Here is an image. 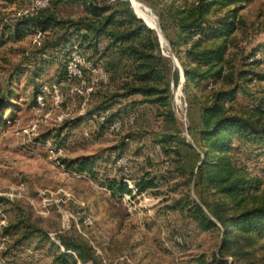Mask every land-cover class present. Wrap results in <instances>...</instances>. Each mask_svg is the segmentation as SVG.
Instances as JSON below:
<instances>
[{
  "label": "rangeland",
  "instance_id": "1",
  "mask_svg": "<svg viewBox=\"0 0 264 264\" xmlns=\"http://www.w3.org/2000/svg\"><path fill=\"white\" fill-rule=\"evenodd\" d=\"M42 2L0 0V20L13 24L42 7ZM134 2L141 17L158 28L148 8ZM240 14L243 26L228 42L234 78L249 63L250 50L264 42V0H251ZM60 16L76 19L81 9L62 7ZM51 38L32 35L19 42H0V87L8 91L12 105L3 113L10 123L0 127V264H55L58 251L45 237L21 240V220L46 233L57 246L59 236L84 241L97 264H118L121 259L130 261L123 264L210 261L220 248L219 231L202 232L186 216L169 209L185 192L188 180L187 174L177 171L178 157L165 155L159 144L161 137L175 134L176 129L178 138L188 136L187 105L180 88L174 89L172 109L178 123L173 128L164 122L161 109L141 103L138 96L114 98L113 87L100 85L88 71L81 79L59 82L60 63L33 61ZM83 56L94 61L89 53ZM255 70L264 72V64ZM210 84L194 91L199 103H207L212 91L226 87ZM40 86L51 93L42 105L33 104L35 88ZM255 86L264 88V82ZM250 102L241 91L233 112H243ZM100 106L110 108L99 114ZM127 107V112L115 113ZM113 114L123 122L117 132L101 126V118ZM131 116L134 120L129 123ZM235 157L250 176L260 179L258 197L264 195V146L240 145ZM121 159L125 166L119 163ZM78 160L94 161L96 180L66 167ZM145 172L156 177L158 189L138 195L133 181ZM105 178L123 179L132 195L111 196L103 185ZM224 252L228 264H264V239L254 243L239 239Z\"/></svg>",
  "mask_w": 264,
  "mask_h": 264
},
{
  "label": "trees",
  "instance_id": "2",
  "mask_svg": "<svg viewBox=\"0 0 264 264\" xmlns=\"http://www.w3.org/2000/svg\"><path fill=\"white\" fill-rule=\"evenodd\" d=\"M137 1L154 16L163 37L161 45L155 30L144 23L134 7L135 14L127 0H48L45 7L21 16L13 24L0 20V42H19L37 33L53 35L33 61L60 63L59 82L74 80L68 78L66 58L76 45L81 54L89 53L94 59L91 63L86 60L92 69L106 74L107 82L99 84L113 87L114 98L140 97L141 103L161 109L164 122L173 128L178 122L172 102L174 89L179 87L187 105L188 136L178 138L176 129L175 134L161 137L159 144L165 155L178 157L177 171L187 174L188 180L185 192L169 209L186 216L202 232L219 231L220 248L210 261L200 260L201 264H228L224 251L231 244L239 239L245 243L264 239V195L258 197L261 181L250 176L235 157L240 145L264 146V88L255 86L264 82V72L255 70L264 64V42L250 50L249 63L236 78L227 56L228 42L243 26L240 13L251 0ZM67 6L79 7L81 16L61 17V8ZM47 48L52 51L47 53ZM85 71L91 73L83 69V75ZM210 83L226 87L212 91L207 103H199L194 91ZM40 87L35 88L33 104ZM241 91L250 97V106L243 112H233ZM8 96V91L0 87V127L11 121L3 114L12 108ZM109 108L100 106L102 112L98 113L105 114ZM117 120L116 114L103 116L101 126L113 132L112 124ZM66 167L97 179L94 161L78 160ZM103 185L111 196L133 192L123 179L105 178ZM133 187L141 195L157 190L158 184L156 177L145 172L133 181ZM20 225L22 241L42 235L58 251L53 258L55 264H97L84 241L59 236L57 246L27 221L21 220Z\"/></svg>",
  "mask_w": 264,
  "mask_h": 264
},
{
  "label": "built area",
  "instance_id": "3",
  "mask_svg": "<svg viewBox=\"0 0 264 264\" xmlns=\"http://www.w3.org/2000/svg\"><path fill=\"white\" fill-rule=\"evenodd\" d=\"M48 0H43L42 7H45ZM40 7V8H42ZM35 36L41 37L40 33H37ZM83 69L90 70L91 74H94L96 76V81L98 82H107V76L101 69H92L90 67V64L86 61L85 57L81 54V51L76 45L72 46V49L70 50L67 58H66V71L69 79L78 80L81 79L83 74ZM51 93L50 89L46 86L41 87L40 93L36 97V102L38 105H42L44 98L46 95H49ZM134 120V116H131L128 120L129 123H132ZM123 122L120 120H117L113 122L112 124V130L117 132L121 129ZM119 163H121L123 166L126 165L124 159L119 160ZM177 242H181L179 238L175 239ZM124 262H130L128 259L124 260L121 259L118 264H123ZM117 264V263H115Z\"/></svg>",
  "mask_w": 264,
  "mask_h": 264
},
{
  "label": "water",
  "instance_id": "4",
  "mask_svg": "<svg viewBox=\"0 0 264 264\" xmlns=\"http://www.w3.org/2000/svg\"><path fill=\"white\" fill-rule=\"evenodd\" d=\"M127 1L130 2L131 7L133 8L135 14H137L136 10L134 9L133 2H132L131 0H127ZM147 11L150 12V9H147ZM137 15H138V14H137ZM140 18H141V17H140ZM141 19L144 21V23H145L150 29L155 30V32H156V34H157V36H158V38H159L160 45H161V44H162V40L160 39V36H162V34H161L160 29H159V28L156 29L155 25H152V26H151L150 24H148V22H147L144 18H141ZM173 60H174V64H175V66L178 67L179 65H178L177 61H176L175 59H173Z\"/></svg>",
  "mask_w": 264,
  "mask_h": 264
},
{
  "label": "bare ground",
  "instance_id": "5",
  "mask_svg": "<svg viewBox=\"0 0 264 264\" xmlns=\"http://www.w3.org/2000/svg\"><path fill=\"white\" fill-rule=\"evenodd\" d=\"M132 2H133V6H134V0H131ZM140 4V3H139ZM135 7V6H134ZM142 18H144V17H142ZM149 24V23H148ZM152 26V25H151ZM156 29H158L157 27H156ZM160 39L163 41V37L162 36H160Z\"/></svg>",
  "mask_w": 264,
  "mask_h": 264
}]
</instances>
